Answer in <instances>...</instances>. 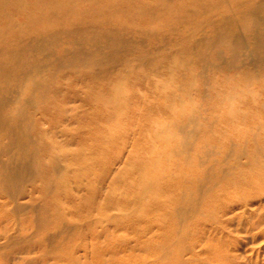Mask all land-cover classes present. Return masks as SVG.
Instances as JSON below:
<instances>
[{"label": "bare ground", "instance_id": "obj_1", "mask_svg": "<svg viewBox=\"0 0 264 264\" xmlns=\"http://www.w3.org/2000/svg\"><path fill=\"white\" fill-rule=\"evenodd\" d=\"M189 1L195 5L194 9L186 7L183 0H175L174 3L171 0H0V142L4 137L10 138L7 144L3 145L4 141L1 143L2 147L5 146L2 151L7 152L10 159L0 164V181L3 193L12 200L17 199L16 192L22 191L27 180L50 179V175L53 177L60 170V158L45 161L47 153L39 148V140L34 134L36 111L49 113L52 107L63 109L59 99L62 101L64 96L57 98V94L63 92L62 85L47 71L52 56L59 57L60 67L80 62L89 66H107L117 60L122 41L118 33L100 28L104 21H119L121 25L133 26L136 31L150 36L166 32L167 25L175 24L182 18L189 22L186 30L189 44L183 42V35H175L178 39L174 42L179 46L180 55L174 59V66L185 65L189 73L187 97L178 93L180 101L177 103L175 99L170 107L173 119L162 124L160 131L155 133L160 143L173 146L164 150V157L160 158L163 161L151 164L142 181L144 192H147L143 194V199L152 196L156 209H172L166 218L154 214L150 219L152 225L162 228L154 234L153 240L144 241L140 246L149 255L154 253L156 259L149 261L140 254L137 256L136 250L123 242H117L113 247L111 244L105 247L99 239L78 243L75 242L76 232L74 236L67 232L61 241L52 240L49 252L43 240L40 241L43 244L40 255L44 259L43 264H195L198 255L188 259L184 257L186 252H194L192 246L186 244L190 237L197 235L200 241L209 235V238L217 236V233H221L222 237L229 236L226 224L235 219L246 231L257 229L264 220L263 212L251 218L253 210L250 207L256 200L264 201L262 130L238 135L231 141L224 135H219L215 142H211L208 136L202 137V134L201 137L198 134L197 139L192 137L194 131L200 132V129L206 128L203 125L208 124L199 121L198 105L189 90L199 78L200 70L196 65L201 68L207 60L206 46H221L223 62L231 69L235 82L245 83L250 92L258 90L264 98V0ZM118 11L125 16L118 18ZM202 15L204 21L197 20L196 23L197 16ZM215 15L220 17V23L212 22ZM209 25L212 33L208 34L206 42L202 45L194 43V35ZM31 34L37 35L30 37ZM68 35H73V39L76 38L80 44L93 40L102 44L107 40L112 49L110 58H96L94 54L84 53L82 47L69 51L56 47L57 50L54 46ZM244 65H253L255 72L240 71ZM257 79L259 84L254 81ZM203 84L204 87L199 83L200 90L206 87L207 81L204 80ZM235 91H230V96L225 99H235L238 93ZM14 93L17 96L13 101ZM122 94L123 90L119 87L117 95ZM214 95L220 94L216 92ZM224 104L236 115L232 110L236 102ZM172 139L174 142L170 144ZM13 147L16 150L10 153ZM44 164L50 166V172H45ZM242 207L244 211L241 215L233 214L222 219L223 215ZM246 212L250 218L245 216ZM2 217L12 220L9 212L2 213ZM45 217L42 213L38 218L34 217V221L43 228L46 226ZM127 219L129 226L135 224L131 217ZM60 223L56 222L57 229L68 227ZM7 226L0 237L10 238L6 236L11 230ZM13 228L23 229L19 225ZM258 233L264 234V228ZM229 244L225 241L214 246V253L205 264H230ZM29 246L30 243L23 242L18 250ZM79 248L84 250L85 261H81L80 254L77 255ZM104 251H109V258L104 257Z\"/></svg>", "mask_w": 264, "mask_h": 264}, {"label": "rangeland", "instance_id": "obj_2", "mask_svg": "<svg viewBox=\"0 0 264 264\" xmlns=\"http://www.w3.org/2000/svg\"><path fill=\"white\" fill-rule=\"evenodd\" d=\"M183 1L186 7L195 8L193 2ZM116 15L118 18L125 16L121 11ZM197 20L204 21V16H197L196 23ZM212 22L220 23L221 19L215 15ZM188 23L182 18L167 25L166 32L150 36L136 31L133 26L121 25L119 21H104L100 28L118 33L122 41L117 60L107 66H89L80 62L60 67L59 57L52 56L47 71L62 85L63 92L57 94V98L64 96L62 101L59 99L63 109L52 107L49 113L36 111L34 134L39 140V148L47 153L45 161L60 158V170L53 177L50 175V179L27 180L22 191L16 192L15 200L3 193L0 181V233L6 224L11 228L6 235L10 238L0 237V264H43L42 245L49 252L52 240L61 241L67 232L72 235L76 232L75 242L78 243L99 239L105 247L109 244L113 247L115 243L123 242L135 249L137 256L140 254L149 261L156 259L154 253L149 255L140 246L144 241L153 240L154 234L162 228L152 225L150 219L154 214L166 218L172 209H156L152 196L143 199L147 192H144L142 181L151 164L163 161L160 158L164 157V150L173 146V139L170 141L172 145L166 146L155 138V133L160 131L162 124L173 119L170 107L175 99L177 103L180 101L178 93L187 97L189 73L185 65L174 66V59L180 57L179 46L174 42L178 39L175 35H183V42L189 44L186 38ZM203 28L193 37V42L198 45L204 44L208 34L212 33L211 25ZM63 38L55 48L69 51L82 47L84 53L94 54L96 58H110L112 49L107 40L102 44L94 40L80 44L73 35ZM222 49L221 46H206L207 60L201 68L196 65L200 70L199 78L189 90L198 105L195 110L199 121L208 126L203 125L206 128L194 131L191 136L197 139L196 136L202 134L215 142L219 135L231 141L238 135L258 130L264 134L263 95L256 89L250 92L243 82H235L231 69L223 62ZM240 71L255 72V68L244 65ZM204 80L207 81L206 87L200 90L199 83L204 87ZM254 81L260 82L258 79ZM119 87L123 94L118 96ZM235 90L238 92L235 99H225L230 96V91L236 93ZM216 92L220 95H214ZM16 96L17 93L12 95L13 101ZM223 101L227 104L236 102L232 109L236 115ZM3 141L5 145L10 138L4 137ZM3 141L0 142V164L10 159L8 153L2 151L5 149L1 146ZM14 150L15 147L10 153ZM45 166V172H50V166ZM250 207L253 216L246 212L247 218L264 214V201L256 200ZM243 211L242 207L223 215L222 219L233 214L241 215ZM7 212L13 221L2 217V213ZM42 213L47 217L43 228L34 221V217L38 218ZM129 217L135 222L132 226L127 224ZM56 222H63L68 227L57 229ZM18 225L23 228L21 231L13 228ZM226 226L229 236L222 237L216 232L217 236L209 238V235L200 241L197 235L190 237L186 244H190L194 252H186L184 257L188 259L196 254L198 258L194 263L205 264L214 253L213 247L226 241V244L230 243V264H264V234L258 233L264 228V220L257 229L250 231L243 229L238 219ZM209 229L212 234V226ZM23 242L30 243V246L18 250ZM76 252L81 261L86 260L82 248ZM104 252V257L109 258V251Z\"/></svg>", "mask_w": 264, "mask_h": 264}]
</instances>
